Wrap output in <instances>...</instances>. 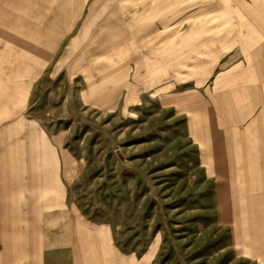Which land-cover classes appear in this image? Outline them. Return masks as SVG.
I'll return each mask as SVG.
<instances>
[{
  "label": "crops",
  "instance_id": "obj_1",
  "mask_svg": "<svg viewBox=\"0 0 264 264\" xmlns=\"http://www.w3.org/2000/svg\"><path fill=\"white\" fill-rule=\"evenodd\" d=\"M87 28L109 47L86 87ZM150 94L182 123L237 252L264 264V0H0V264L136 263L85 217L69 145L86 100Z\"/></svg>",
  "mask_w": 264,
  "mask_h": 264
},
{
  "label": "rangeland",
  "instance_id": "obj_2",
  "mask_svg": "<svg viewBox=\"0 0 264 264\" xmlns=\"http://www.w3.org/2000/svg\"><path fill=\"white\" fill-rule=\"evenodd\" d=\"M104 30L94 44L93 28L85 29L86 87L94 51L101 52L102 71L108 69ZM153 95L130 108L113 100L100 111L86 100L80 110L69 146L86 166L75 191L85 217L106 229L110 244L131 249L125 254L135 264L142 258L147 264H239L238 257L250 264L252 252H237L236 237L217 217L214 188L196 167L182 123L158 108Z\"/></svg>",
  "mask_w": 264,
  "mask_h": 264
}]
</instances>
